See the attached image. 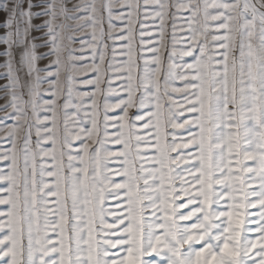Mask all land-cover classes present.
Here are the masks:
<instances>
[{
    "label": "snow or ice",
    "instance_id": "snow-or-ice-1",
    "mask_svg": "<svg viewBox=\"0 0 264 264\" xmlns=\"http://www.w3.org/2000/svg\"><path fill=\"white\" fill-rule=\"evenodd\" d=\"M0 13V264H264V0Z\"/></svg>",
    "mask_w": 264,
    "mask_h": 264
},
{
    "label": "rangeland",
    "instance_id": "rangeland-1",
    "mask_svg": "<svg viewBox=\"0 0 264 264\" xmlns=\"http://www.w3.org/2000/svg\"><path fill=\"white\" fill-rule=\"evenodd\" d=\"M184 15H187V13H185ZM3 21H4V15L3 13H0V35H3L4 32L6 31L3 27H2V24H3ZM42 21L41 20H37L35 21V23H41ZM171 24V21L169 22ZM35 35H40V33H35ZM4 47L3 45H0V51H3L4 50ZM42 51H46V49H42ZM3 57H0V63L3 62ZM5 70L3 68H0V73H3ZM6 81L4 80H0V83H5ZM177 86H180L179 82L177 83ZM0 103H3L2 100H0ZM8 123H12L11 120L8 121ZM0 167H5V165L3 164H0ZM0 210H3V206H0Z\"/></svg>",
    "mask_w": 264,
    "mask_h": 264
}]
</instances>
